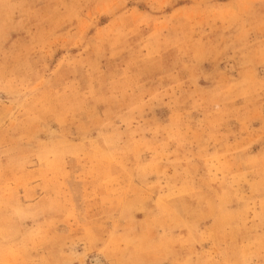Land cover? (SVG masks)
<instances>
[{
    "label": "rangeland",
    "instance_id": "1",
    "mask_svg": "<svg viewBox=\"0 0 264 264\" xmlns=\"http://www.w3.org/2000/svg\"><path fill=\"white\" fill-rule=\"evenodd\" d=\"M99 263L264 264V0H0V264Z\"/></svg>",
    "mask_w": 264,
    "mask_h": 264
},
{
    "label": "bare ground",
    "instance_id": "2",
    "mask_svg": "<svg viewBox=\"0 0 264 264\" xmlns=\"http://www.w3.org/2000/svg\"><path fill=\"white\" fill-rule=\"evenodd\" d=\"M97 262V261H96ZM100 264V263H99Z\"/></svg>",
    "mask_w": 264,
    "mask_h": 264
}]
</instances>
